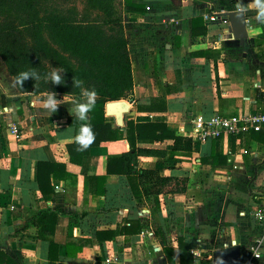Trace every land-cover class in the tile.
Returning a JSON list of instances; mask_svg holds the SVG:
<instances>
[{
	"label": "crops",
	"instance_id": "1",
	"mask_svg": "<svg viewBox=\"0 0 264 264\" xmlns=\"http://www.w3.org/2000/svg\"><path fill=\"white\" fill-rule=\"evenodd\" d=\"M130 2L141 7L126 9L123 0L133 90L129 100L115 101L120 120L109 109L107 114L115 102L106 103V120L114 128L126 120L159 122L183 136L180 130L189 129L198 115L264 110V18L258 0ZM236 11L245 15L243 40L226 25L205 21L209 12ZM46 98L18 92L0 62V108L6 109L0 115V264H104L112 252L120 256L118 264H179V238L193 241L191 250L199 251L192 264H212L213 252L231 246L245 257L262 235L253 212L264 201V130L192 143L189 154L172 159L139 157L140 168L187 182L184 193L160 195L156 205L146 197L134 199L125 177L106 174L107 156L124 152L123 142L92 148L79 167L71 165L66 146L73 139L67 124L72 98L57 97L53 113ZM11 124L19 127L21 141L8 133ZM162 145L171 150L173 144ZM39 162L65 164L76 181H52L54 195L46 200L36 182ZM94 176L106 177L102 196L85 189ZM48 209L56 212V222L42 231L38 217ZM108 209L117 210L107 227L116 237L99 244L84 213ZM124 220L139 222V234L119 235ZM51 244L58 247L52 254ZM70 244L75 247L67 251ZM260 251L264 264V236Z\"/></svg>",
	"mask_w": 264,
	"mask_h": 264
},
{
	"label": "trees",
	"instance_id": "2",
	"mask_svg": "<svg viewBox=\"0 0 264 264\" xmlns=\"http://www.w3.org/2000/svg\"><path fill=\"white\" fill-rule=\"evenodd\" d=\"M59 0H0V58L20 93L47 96L49 92L61 97H78L81 88L95 89L100 101L81 121L72 114L67 124L73 129V139L67 144L69 163L80 166L90 150L105 143L123 142L127 149L107 156L106 174L122 176L134 199L149 198L158 205L164 194L184 193L185 179L160 176L158 170L142 169L139 157H167L187 155L192 141L167 129L159 122L126 120L123 127H113L105 116L108 102L129 100L133 90L132 67L128 53V38L123 27V0H85L84 12L76 6L66 7ZM126 9L139 10L130 0H124ZM98 11L92 17L90 11ZM200 19L193 20L198 22ZM63 69L64 83L48 80L46 63ZM34 70L40 79H26L22 86L17 82L19 73ZM81 81L76 87L73 81ZM151 109V108H148ZM108 114V107H107ZM90 124L94 140L86 148L78 142L81 126ZM172 141L169 150L162 144ZM36 182L41 195L47 200L54 195L52 181H76V175L67 166L55 162H39ZM106 177L94 176L86 180V191L94 196L105 194ZM94 239L103 244L116 237L111 226L117 217L116 209L98 213H84ZM56 212L48 209L40 213L38 223L42 231L55 224ZM103 227V229H99ZM141 226L136 220H124L118 234L137 235ZM75 246L70 244L67 251ZM193 241L178 239L179 264H192ZM56 245H50L54 253ZM77 250H80L78 248Z\"/></svg>",
	"mask_w": 264,
	"mask_h": 264
},
{
	"label": "built area",
	"instance_id": "3",
	"mask_svg": "<svg viewBox=\"0 0 264 264\" xmlns=\"http://www.w3.org/2000/svg\"><path fill=\"white\" fill-rule=\"evenodd\" d=\"M207 24H221L230 28L228 15L225 13L209 12L205 15ZM59 97L58 95H55ZM6 109L0 108V115L5 113ZM0 120V127H1ZM264 130V110L251 113L224 116L213 114L209 118L202 115L195 116L190 122L189 129H181L183 137L191 139L192 143L205 142L212 139H218L222 136H243L249 132H259ZM8 133L17 141H21L22 135L19 127L15 124L8 125ZM253 218L257 224L262 227V235L252 242L245 257H240L238 264H259L262 259L260 247L264 236V201L253 212ZM192 256L198 257L199 251L192 249ZM104 264H118L120 256L115 253H109L104 258Z\"/></svg>",
	"mask_w": 264,
	"mask_h": 264
},
{
	"label": "clouds",
	"instance_id": "4",
	"mask_svg": "<svg viewBox=\"0 0 264 264\" xmlns=\"http://www.w3.org/2000/svg\"><path fill=\"white\" fill-rule=\"evenodd\" d=\"M258 6L260 8L259 18H264V0H258ZM63 69L52 67V71L47 74V79L53 84H63L64 80L61 75ZM40 79V74L34 70L23 71L19 73L17 82L22 86L23 82L28 79ZM81 81H73L76 87H80ZM97 93L95 89L81 88L80 95L78 97H72L71 104L73 105L72 114L76 115L81 121L87 119V114L95 107ZM53 92H49L46 98L45 106L53 113L60 104ZM94 134L91 130L90 124H83L81 126V133L78 137V142L82 143V147L86 148L94 140Z\"/></svg>",
	"mask_w": 264,
	"mask_h": 264
},
{
	"label": "water",
	"instance_id": "5",
	"mask_svg": "<svg viewBox=\"0 0 264 264\" xmlns=\"http://www.w3.org/2000/svg\"><path fill=\"white\" fill-rule=\"evenodd\" d=\"M227 15L230 23V29L234 38L237 40L246 39L247 34L244 13L241 11H236L230 12ZM111 111L112 114H115L117 116L118 120L121 119L120 103H111ZM240 254L241 251L239 246H231L228 248L216 250L212 254V264H238L240 261Z\"/></svg>",
	"mask_w": 264,
	"mask_h": 264
},
{
	"label": "rangeland",
	"instance_id": "6",
	"mask_svg": "<svg viewBox=\"0 0 264 264\" xmlns=\"http://www.w3.org/2000/svg\"><path fill=\"white\" fill-rule=\"evenodd\" d=\"M63 1H65V0H59L58 2L61 3ZM63 5L66 7L76 6L78 8V10L82 13V12H84L86 2H85V0H68V1L63 2ZM90 12L92 14V17H95L96 13H98V11H96V10H94V11L91 10ZM0 62H1V64H4L1 58H0ZM44 65L49 72L52 71V67H55L53 64H50L48 62Z\"/></svg>",
	"mask_w": 264,
	"mask_h": 264
},
{
	"label": "bare ground",
	"instance_id": "7",
	"mask_svg": "<svg viewBox=\"0 0 264 264\" xmlns=\"http://www.w3.org/2000/svg\"><path fill=\"white\" fill-rule=\"evenodd\" d=\"M121 104L126 105L125 103H121ZM108 109L111 111V104L108 106Z\"/></svg>",
	"mask_w": 264,
	"mask_h": 264
}]
</instances>
